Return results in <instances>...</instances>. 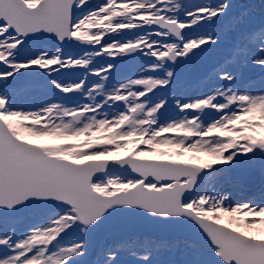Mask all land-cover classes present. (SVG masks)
<instances>
[{
    "label": "snow or ice",
    "instance_id": "snow-or-ice-1",
    "mask_svg": "<svg viewBox=\"0 0 264 264\" xmlns=\"http://www.w3.org/2000/svg\"><path fill=\"white\" fill-rule=\"evenodd\" d=\"M232 7L0 0V264H264V185L220 187L264 176V25Z\"/></svg>",
    "mask_w": 264,
    "mask_h": 264
},
{
    "label": "rangeland",
    "instance_id": "rangeland-1",
    "mask_svg": "<svg viewBox=\"0 0 264 264\" xmlns=\"http://www.w3.org/2000/svg\"><path fill=\"white\" fill-rule=\"evenodd\" d=\"M253 0H229V3L232 4V13L231 16L235 18H240L242 21V26H246V28H253V26H261L264 25V0L257 4H252ZM94 2H97V0H94ZM99 2H102V0H99ZM193 3L201 2V0H192ZM254 3V2H253ZM245 12V14H243ZM225 49V48H223ZM226 50H223V52L213 53L211 56L204 57L199 61V68L201 71H204L205 65L208 64L207 58L218 59L219 61H223L224 56L226 54ZM254 70H246L247 79L245 81L246 84H250L253 86L258 87L261 80H256L253 78ZM57 102V101H53ZM43 142V141H42ZM45 143H57L56 141H47ZM258 185V189L256 192L259 191L262 185H264V176H261L260 173L256 174L255 180H253V186ZM237 186H239L237 181L236 173L232 174V177L225 181L220 187L223 191L230 194L235 200L238 199V193H237ZM109 234V235H106ZM128 233L126 232H118L117 231H104L99 233L94 240L96 242L99 237H101L102 246L106 244H111L115 240L123 239V237H126ZM122 236V237H121ZM165 238V237H161ZM121 259L124 261V264H133V257L128 254H123Z\"/></svg>",
    "mask_w": 264,
    "mask_h": 264
},
{
    "label": "water",
    "instance_id": "water-1",
    "mask_svg": "<svg viewBox=\"0 0 264 264\" xmlns=\"http://www.w3.org/2000/svg\"><path fill=\"white\" fill-rule=\"evenodd\" d=\"M127 175V174H126ZM137 231H145V232H148L149 230L147 229V228H144V227H138L137 228ZM153 232H151V234H152ZM162 234H163V232H161ZM169 233V232H168ZM169 234H171V233H169Z\"/></svg>",
    "mask_w": 264,
    "mask_h": 264
}]
</instances>
